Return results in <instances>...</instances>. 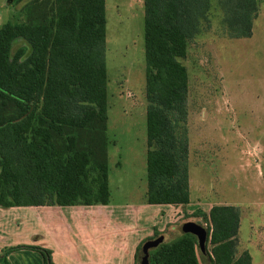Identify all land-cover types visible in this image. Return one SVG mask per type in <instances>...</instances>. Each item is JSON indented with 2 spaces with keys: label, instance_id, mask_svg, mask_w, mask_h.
Here are the masks:
<instances>
[{
  "label": "trees",
  "instance_id": "1",
  "mask_svg": "<svg viewBox=\"0 0 264 264\" xmlns=\"http://www.w3.org/2000/svg\"><path fill=\"white\" fill-rule=\"evenodd\" d=\"M215 2L230 39L252 36L258 0ZM143 6L144 201L185 206L188 74L182 60L207 22L211 0H143ZM22 12L23 22L0 27V208L108 205L105 0H30ZM192 216L207 225L212 264H252L247 251L238 254L237 207L214 205ZM197 249L194 236L180 235L151 249L149 264H199ZM17 250L53 264L50 250L25 245L5 249L0 262Z\"/></svg>",
  "mask_w": 264,
  "mask_h": 264
},
{
  "label": "rangeland",
  "instance_id": "2",
  "mask_svg": "<svg viewBox=\"0 0 264 264\" xmlns=\"http://www.w3.org/2000/svg\"><path fill=\"white\" fill-rule=\"evenodd\" d=\"M28 1L0 0V27L23 22ZM258 6L252 36L235 40L211 0L207 22L182 60L188 74L189 204L204 211L237 207L238 254L247 251L252 264H264V0ZM105 19L109 207L114 209L137 206L146 192L143 0H105ZM194 212H174L167 238L180 236L186 222L206 229ZM197 255L201 264H212L199 248Z\"/></svg>",
  "mask_w": 264,
  "mask_h": 264
},
{
  "label": "crops",
  "instance_id": "3",
  "mask_svg": "<svg viewBox=\"0 0 264 264\" xmlns=\"http://www.w3.org/2000/svg\"><path fill=\"white\" fill-rule=\"evenodd\" d=\"M109 206L110 201L95 206L0 208V254L25 245L50 250L53 264H136L138 248L155 232L164 242L179 237L173 234L167 238L174 212L200 210L207 214L211 208L204 211L200 204L148 205L144 200L132 207ZM161 215L162 222L157 226ZM207 253L204 256L211 262ZM6 259L7 264H42L38 253L27 250L13 251ZM197 259L199 262L198 255Z\"/></svg>",
  "mask_w": 264,
  "mask_h": 264
},
{
  "label": "water",
  "instance_id": "4",
  "mask_svg": "<svg viewBox=\"0 0 264 264\" xmlns=\"http://www.w3.org/2000/svg\"><path fill=\"white\" fill-rule=\"evenodd\" d=\"M11 2L12 0H8V3ZM179 233L180 235L190 234L194 236L197 240L199 251L205 253V246L207 242V231L205 228L194 222H186L179 227ZM163 242L164 240L162 236L144 242L137 253L138 263L149 264V251L158 247Z\"/></svg>",
  "mask_w": 264,
  "mask_h": 264
}]
</instances>
